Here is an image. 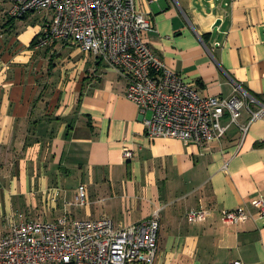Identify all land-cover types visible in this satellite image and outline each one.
<instances>
[{
    "label": "crops",
    "instance_id": "crops-1",
    "mask_svg": "<svg viewBox=\"0 0 264 264\" xmlns=\"http://www.w3.org/2000/svg\"><path fill=\"white\" fill-rule=\"evenodd\" d=\"M12 5L0 0V238L22 219L126 227L161 210L155 264H264V218L221 215L256 213L251 201L264 197V118L251 114L264 107V0H136L157 28L145 41L169 68L202 95L247 98L239 125L205 146L149 138L126 79L69 42L34 45L50 15L15 19ZM203 207L214 215L189 222Z\"/></svg>",
    "mask_w": 264,
    "mask_h": 264
},
{
    "label": "built area",
    "instance_id": "built-area-1",
    "mask_svg": "<svg viewBox=\"0 0 264 264\" xmlns=\"http://www.w3.org/2000/svg\"><path fill=\"white\" fill-rule=\"evenodd\" d=\"M10 1L12 18L41 11L50 15L38 47L69 42L126 79V97L140 108L149 138L205 146L239 125L247 108V98L240 96V89L227 98L205 96L169 68L145 41L144 34L157 32V28L137 9L136 0ZM251 114L252 123L264 118V107ZM225 118L229 119L227 126L223 124ZM242 129L247 132L249 127ZM133 156L131 150H125L127 160ZM86 199L87 190L82 185L77 204L84 206ZM250 207L256 213L248 206L222 211L224 223L239 225L264 218V197L252 200ZM213 215V208L203 207L189 212L187 219L205 223ZM160 231L161 210L126 227H118L107 218H62L56 222L22 219L14 221L10 232L0 238V264H155Z\"/></svg>",
    "mask_w": 264,
    "mask_h": 264
},
{
    "label": "trees",
    "instance_id": "trees-1",
    "mask_svg": "<svg viewBox=\"0 0 264 264\" xmlns=\"http://www.w3.org/2000/svg\"><path fill=\"white\" fill-rule=\"evenodd\" d=\"M34 45H38V39L34 42ZM100 64H102V61H99ZM258 146L263 147L264 146V142L258 143Z\"/></svg>",
    "mask_w": 264,
    "mask_h": 264
},
{
    "label": "water",
    "instance_id": "water-1",
    "mask_svg": "<svg viewBox=\"0 0 264 264\" xmlns=\"http://www.w3.org/2000/svg\"><path fill=\"white\" fill-rule=\"evenodd\" d=\"M221 24V22L219 21L216 25H215V28L219 27Z\"/></svg>",
    "mask_w": 264,
    "mask_h": 264
}]
</instances>
